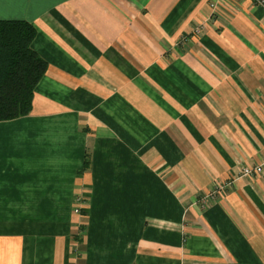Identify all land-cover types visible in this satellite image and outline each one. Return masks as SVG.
Returning <instances> with one entry per match:
<instances>
[{
  "label": "crops",
  "instance_id": "obj_1",
  "mask_svg": "<svg viewBox=\"0 0 264 264\" xmlns=\"http://www.w3.org/2000/svg\"><path fill=\"white\" fill-rule=\"evenodd\" d=\"M13 20L48 70L0 122V264H264L263 6L0 0Z\"/></svg>",
  "mask_w": 264,
  "mask_h": 264
},
{
  "label": "trees",
  "instance_id": "obj_2",
  "mask_svg": "<svg viewBox=\"0 0 264 264\" xmlns=\"http://www.w3.org/2000/svg\"><path fill=\"white\" fill-rule=\"evenodd\" d=\"M37 30L26 21H0V122L30 115L47 62L32 48Z\"/></svg>",
  "mask_w": 264,
  "mask_h": 264
},
{
  "label": "built area",
  "instance_id": "obj_3",
  "mask_svg": "<svg viewBox=\"0 0 264 264\" xmlns=\"http://www.w3.org/2000/svg\"><path fill=\"white\" fill-rule=\"evenodd\" d=\"M257 3H259L261 6L264 7V0H256ZM264 172V167L263 166H259L255 169H251V168H248V167H245L243 169V174L244 175H250V176H253L255 174H261ZM78 205V208L76 210L77 213H80L81 212V208H80V204L79 203H76Z\"/></svg>",
  "mask_w": 264,
  "mask_h": 264
},
{
  "label": "rangeland",
  "instance_id": "obj_4",
  "mask_svg": "<svg viewBox=\"0 0 264 264\" xmlns=\"http://www.w3.org/2000/svg\"><path fill=\"white\" fill-rule=\"evenodd\" d=\"M256 168H257V167H256ZM242 174H243V170H242ZM209 193H210V194H216V188L214 187L213 190H211Z\"/></svg>",
  "mask_w": 264,
  "mask_h": 264
}]
</instances>
